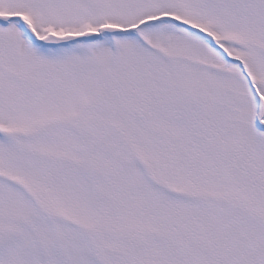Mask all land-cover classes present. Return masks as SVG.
Segmentation results:
<instances>
[{"label":"snow or ice","instance_id":"obj_1","mask_svg":"<svg viewBox=\"0 0 264 264\" xmlns=\"http://www.w3.org/2000/svg\"><path fill=\"white\" fill-rule=\"evenodd\" d=\"M0 264H264V0H0Z\"/></svg>","mask_w":264,"mask_h":264}]
</instances>
